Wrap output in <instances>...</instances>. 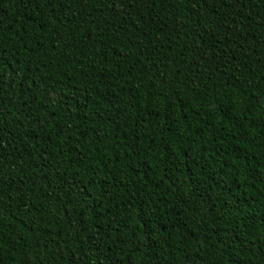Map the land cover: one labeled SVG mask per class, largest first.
<instances>
[{
    "label": "trees",
    "instance_id": "trees-1",
    "mask_svg": "<svg viewBox=\"0 0 264 264\" xmlns=\"http://www.w3.org/2000/svg\"><path fill=\"white\" fill-rule=\"evenodd\" d=\"M0 264H264V0H0Z\"/></svg>",
    "mask_w": 264,
    "mask_h": 264
}]
</instances>
